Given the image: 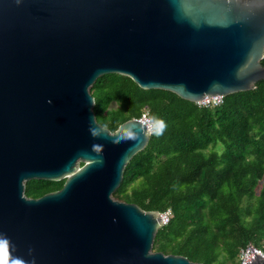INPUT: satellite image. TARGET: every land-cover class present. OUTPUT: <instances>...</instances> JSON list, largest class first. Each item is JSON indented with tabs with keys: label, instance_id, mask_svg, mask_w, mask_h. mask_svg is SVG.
<instances>
[{
	"label": "water",
	"instance_id": "95a60500",
	"mask_svg": "<svg viewBox=\"0 0 264 264\" xmlns=\"http://www.w3.org/2000/svg\"><path fill=\"white\" fill-rule=\"evenodd\" d=\"M263 57L264 0H0V233L14 255L204 264L154 250L159 211L114 196L151 132L136 117L103 126L90 87L120 73L200 102L255 88ZM130 131L134 139L113 142ZM32 179L65 182L31 197ZM246 264H264V254Z\"/></svg>",
	"mask_w": 264,
	"mask_h": 264
},
{
	"label": "trees",
	"instance_id": "16d2710c",
	"mask_svg": "<svg viewBox=\"0 0 264 264\" xmlns=\"http://www.w3.org/2000/svg\"><path fill=\"white\" fill-rule=\"evenodd\" d=\"M90 91L97 120L111 131L145 111L165 124L155 135L152 119L146 147L128 162L114 192L145 210L172 209L154 250L204 264H241L249 244L264 251V79L210 105L142 88L120 73L100 76ZM64 182L32 179L26 194L39 197Z\"/></svg>",
	"mask_w": 264,
	"mask_h": 264
},
{
	"label": "clouds",
	"instance_id": "9594fccd",
	"mask_svg": "<svg viewBox=\"0 0 264 264\" xmlns=\"http://www.w3.org/2000/svg\"><path fill=\"white\" fill-rule=\"evenodd\" d=\"M51 103V100L48 101ZM151 119L157 121V127L155 128V131L153 134L155 135H162L163 131L165 130V124L162 120H159L157 117L153 116ZM94 124L95 119H94ZM89 131L93 137L101 136V130L97 126H90ZM113 140L114 143H120L121 141H124L125 139H134L135 133L129 132L127 137H114ZM93 150H98L97 145L92 146ZM31 249L29 250V253H31ZM0 264H36L35 259L33 258L30 262L25 261L20 256L14 255V246L9 238L6 237L5 234L0 233Z\"/></svg>",
	"mask_w": 264,
	"mask_h": 264
},
{
	"label": "built area",
	"instance_id": "2783aa9c",
	"mask_svg": "<svg viewBox=\"0 0 264 264\" xmlns=\"http://www.w3.org/2000/svg\"><path fill=\"white\" fill-rule=\"evenodd\" d=\"M222 101H223V96L216 95V96L206 97L204 100L198 103L204 104V105H210V104H218V103H221ZM139 118L142 120V122L148 127V129L152 133L155 128V123L151 119V116L149 115L148 111H145ZM159 213H160L161 220H162L161 226L169 223V221L171 220V216H172V209L167 208L164 211H159ZM257 249H258V252H261L264 254L263 250L259 248ZM257 249H256V246H254L253 244H249L246 248H244L241 251V264H246L255 255Z\"/></svg>",
	"mask_w": 264,
	"mask_h": 264
},
{
	"label": "rangeland",
	"instance_id": "374dc122",
	"mask_svg": "<svg viewBox=\"0 0 264 264\" xmlns=\"http://www.w3.org/2000/svg\"><path fill=\"white\" fill-rule=\"evenodd\" d=\"M238 260L241 262V254L238 256ZM227 264H236V263H232L230 261H227Z\"/></svg>",
	"mask_w": 264,
	"mask_h": 264
}]
</instances>
